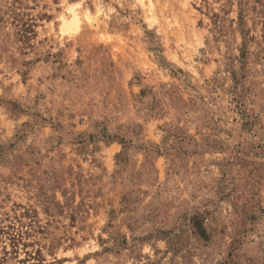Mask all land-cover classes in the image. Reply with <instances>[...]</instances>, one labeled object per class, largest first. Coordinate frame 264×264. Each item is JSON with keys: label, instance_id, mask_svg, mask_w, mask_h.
Here are the masks:
<instances>
[{"label": "rangeland", "instance_id": "1", "mask_svg": "<svg viewBox=\"0 0 264 264\" xmlns=\"http://www.w3.org/2000/svg\"><path fill=\"white\" fill-rule=\"evenodd\" d=\"M237 9L0 0V264H264V22Z\"/></svg>", "mask_w": 264, "mask_h": 264}, {"label": "trees", "instance_id": "2", "mask_svg": "<svg viewBox=\"0 0 264 264\" xmlns=\"http://www.w3.org/2000/svg\"><path fill=\"white\" fill-rule=\"evenodd\" d=\"M236 4H237V23L239 26L242 27V31H243V27L246 23V17L249 16V12L254 11L255 9L258 8L257 13L262 15L263 18V22H264V0H235ZM27 28H24V31H26ZM196 228H201L198 229L199 234L204 236V231L202 229V227L196 225ZM11 241H12V248L10 252H6L3 251V255L0 256V263L3 260L8 259V257H12V258H16V253H17V247H18V243H19V239L16 238L15 236H11L10 237ZM9 253V256H7V254ZM27 255V253H26ZM30 256V255H29ZM9 257V258H10ZM18 262V264H26V259H17L16 260Z\"/></svg>", "mask_w": 264, "mask_h": 264}, {"label": "bare ground", "instance_id": "3", "mask_svg": "<svg viewBox=\"0 0 264 264\" xmlns=\"http://www.w3.org/2000/svg\"><path fill=\"white\" fill-rule=\"evenodd\" d=\"M87 19H88V24L93 27L94 29H96L98 27V22L97 20H95L94 18H90L87 16ZM78 26V18L77 16L74 14L72 16V18L69 20V21H64L63 22V25H62V28L65 30V31H68V30H71V29H74V28H77ZM63 31V30H62Z\"/></svg>", "mask_w": 264, "mask_h": 264}]
</instances>
